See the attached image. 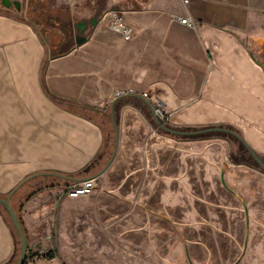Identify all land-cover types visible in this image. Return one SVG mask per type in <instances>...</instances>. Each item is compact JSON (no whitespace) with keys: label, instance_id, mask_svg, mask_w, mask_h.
Masks as SVG:
<instances>
[{"label":"crops","instance_id":"0c3cea01","mask_svg":"<svg viewBox=\"0 0 264 264\" xmlns=\"http://www.w3.org/2000/svg\"><path fill=\"white\" fill-rule=\"evenodd\" d=\"M105 7L118 12L134 39L125 41L100 16L83 20L75 24L82 43L45 66L34 28L0 13V196L39 173L91 177L104 131L79 109L103 113L145 103L125 93L147 100L146 92L182 126H235L264 156V65L246 46L251 37L264 39V0H106ZM175 16L190 17L194 27ZM44 179L61 183L30 192ZM64 182L76 183L42 174L14 192L11 204L26 235L44 223L45 200ZM15 251L0 211V264Z\"/></svg>","mask_w":264,"mask_h":264},{"label":"rangeland","instance_id":"374dc122","mask_svg":"<svg viewBox=\"0 0 264 264\" xmlns=\"http://www.w3.org/2000/svg\"><path fill=\"white\" fill-rule=\"evenodd\" d=\"M18 1L20 10L0 0V13L34 28L44 44V66L76 45V23H90L107 10L106 0ZM246 46L264 65V39L251 37ZM132 103L113 110L119 145L93 191L70 198L63 188L46 198L49 209L44 223L27 235L24 264H264V169L245 159L249 153L235 136L191 135L202 128L182 126L178 117L163 121L178 131L170 133L145 103ZM79 111L104 131L89 174L95 175L113 152L112 110ZM52 183L61 182L44 179L30 192ZM0 209L14 234L16 251L8 264H15L19 237Z\"/></svg>","mask_w":264,"mask_h":264},{"label":"water","instance_id":"95a60500","mask_svg":"<svg viewBox=\"0 0 264 264\" xmlns=\"http://www.w3.org/2000/svg\"><path fill=\"white\" fill-rule=\"evenodd\" d=\"M1 3L4 7L6 8H10L12 5H14L16 7L17 10L21 9V3L18 0L12 1V0H1ZM84 40V37L79 36L77 38V44H81L82 41ZM122 96H134L137 97L139 99H142L146 105L149 107L150 111L152 112V114L154 115V117L156 118V121L158 122V124L166 129L167 131L171 132V133H176L178 131L172 130L170 128H168L162 120H160L154 113L153 107L150 104V102L148 100H145L142 98V96L135 94V93H125ZM116 101V100H115ZM114 101V103H115ZM113 103V104H114ZM111 117H112V121H113V125H114V131H115V143H114V148H113V152L111 154V157L108 161V163L105 165V167L98 172L95 175H92L91 177H85V178H76V177H71V176H65V175H61L58 173H39L36 175H32L28 178H26L25 180H23L19 185H17L8 196L3 197L0 196V206L5 210V212L7 213L11 224L13 225V228L15 230V232L17 233L18 237H19V241H20V254L19 257L16 261L15 264H24L25 259H26V255H27V251H28V241H27V235L25 232V229L18 217V214L16 213V211L14 210L12 204H11V197L14 194V192L21 186L23 185L26 181H28L29 179H31L34 176L37 175H42V174H46V175H54V176H58V177H62L64 179L70 180L72 182H80V181H84L85 179H90V178H94L97 179L100 175H102L106 169L109 167V165L112 163L115 154L117 152L118 149V145H119V128H118V123L115 121L114 119V114H113V108H112V112H111ZM218 131H224V132H228L231 135L235 136L247 149L248 151L254 156V158L262 164V161L260 160V158L257 156V154L254 152V150L250 147V145L246 142V140L244 139L243 136H241L239 133L231 130V129H227L224 127H207L201 130H196V131H190L188 132V134L191 135H197V134H203V133H211V132H218ZM223 180V179H222ZM224 182V180H223Z\"/></svg>","mask_w":264,"mask_h":264},{"label":"built area","instance_id":"2783aa9c","mask_svg":"<svg viewBox=\"0 0 264 264\" xmlns=\"http://www.w3.org/2000/svg\"><path fill=\"white\" fill-rule=\"evenodd\" d=\"M174 19L179 20L182 24L188 27H194L193 21L190 17H179L175 16ZM99 21L102 22L107 28L113 30L117 33H120L125 41H131L135 38V33L131 27L126 25L122 19V17L118 14V12L114 9L107 10L104 12ZM143 97H145L153 107L155 115L162 121L168 120L170 118V113L165 110L162 103L148 96L146 92L143 93ZM96 186V179L90 178L81 182L73 183L67 186L64 190L66 195L70 198H78L82 196L89 195Z\"/></svg>","mask_w":264,"mask_h":264},{"label":"flooded vegetation","instance_id":"af4514ba","mask_svg":"<svg viewBox=\"0 0 264 264\" xmlns=\"http://www.w3.org/2000/svg\"><path fill=\"white\" fill-rule=\"evenodd\" d=\"M169 128V127H168ZM194 131H196V130H194ZM218 132H222V133H225V134H230V133H228V132H224V131H218ZM171 133V132H170ZM243 145V144H242ZM243 147L246 149V151L249 153V156H247V157H245V159H248V161L250 160V161H253V162H255L257 165H259V166H261L263 169H264V160H261L262 161V164L261 163H259L255 158H254V156L248 151V149L243 145ZM235 158V160L236 161H244V160H241V159H239V157H234Z\"/></svg>","mask_w":264,"mask_h":264},{"label":"trees","instance_id":"16d2710c","mask_svg":"<svg viewBox=\"0 0 264 264\" xmlns=\"http://www.w3.org/2000/svg\"><path fill=\"white\" fill-rule=\"evenodd\" d=\"M73 47H74V45L73 46H71L70 48H68V49H65V50H62V51H60L59 53H57V54H53L52 55V57H58V56H62V55H65V54H67L69 51H71L72 49H73ZM53 97V96H52ZM53 99L54 100H56L57 102H60L61 100L60 99H57V98H55V97H53ZM48 187L49 186H51V185H47ZM53 186V185H52ZM39 190V189H38ZM34 192H37V191H34ZM33 192V193H34ZM32 193V194H33ZM0 211H1V209H0ZM9 224V223H8ZM10 225V224H9ZM50 258H53V256L52 255H50Z\"/></svg>","mask_w":264,"mask_h":264}]
</instances>
